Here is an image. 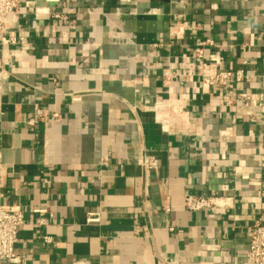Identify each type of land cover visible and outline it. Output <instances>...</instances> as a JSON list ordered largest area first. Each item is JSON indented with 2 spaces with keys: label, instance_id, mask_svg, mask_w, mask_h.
<instances>
[{
  "label": "crops",
  "instance_id": "0c3cea01",
  "mask_svg": "<svg viewBox=\"0 0 264 264\" xmlns=\"http://www.w3.org/2000/svg\"><path fill=\"white\" fill-rule=\"evenodd\" d=\"M7 29L26 43L0 37V203L24 213L23 264H252L264 0H21ZM225 71L243 79L215 86Z\"/></svg>",
  "mask_w": 264,
  "mask_h": 264
},
{
  "label": "built area",
  "instance_id": "2783aa9c",
  "mask_svg": "<svg viewBox=\"0 0 264 264\" xmlns=\"http://www.w3.org/2000/svg\"><path fill=\"white\" fill-rule=\"evenodd\" d=\"M21 0H0V37L5 45H25L26 40L19 37L14 32L7 29V20L10 16L16 15L20 7ZM203 45H213V42L206 41ZM200 56L202 51L199 52ZM0 70L4 72L3 63L0 60ZM241 81L243 72L231 71L220 72L210 78L213 84L217 87L225 89L231 88L232 80ZM228 99V98H227ZM229 100V99H228ZM236 108L251 109L257 106L256 102H251L247 94H234L231 101ZM259 105V104H258ZM261 105V104H260ZM259 105V106H260ZM251 115V114H250ZM47 115L44 110L36 107L33 116L29 119L31 127L36 126L39 120L44 119ZM142 165H149L148 160H141ZM185 206L190 211H206L213 212L215 210H225L229 207V201L220 197H203L197 195H187L185 197ZM35 213L43 215L46 210H34ZM99 218L90 214L87 218L88 223H94ZM26 224V219L23 211L19 207L7 206L0 203V264H23L25 259L17 254L15 248L18 243V234L20 229ZM46 221L44 218L37 220L38 226H44ZM46 243H52L53 238L43 236ZM249 251L248 259L252 264H264V224L256 223L249 231Z\"/></svg>",
  "mask_w": 264,
  "mask_h": 264
},
{
  "label": "bare ground",
  "instance_id": "6f19581e",
  "mask_svg": "<svg viewBox=\"0 0 264 264\" xmlns=\"http://www.w3.org/2000/svg\"><path fill=\"white\" fill-rule=\"evenodd\" d=\"M155 106V105H154Z\"/></svg>",
  "mask_w": 264,
  "mask_h": 264
}]
</instances>
